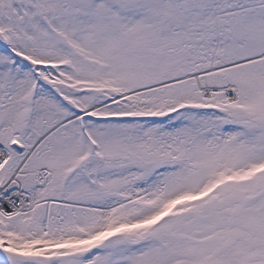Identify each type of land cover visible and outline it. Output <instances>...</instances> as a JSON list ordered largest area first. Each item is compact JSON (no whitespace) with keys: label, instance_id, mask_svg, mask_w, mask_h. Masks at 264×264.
Listing matches in <instances>:
<instances>
[{"label":"snow or ice","instance_id":"6c2138e0","mask_svg":"<svg viewBox=\"0 0 264 264\" xmlns=\"http://www.w3.org/2000/svg\"><path fill=\"white\" fill-rule=\"evenodd\" d=\"M0 264H264V0H0Z\"/></svg>","mask_w":264,"mask_h":264}]
</instances>
